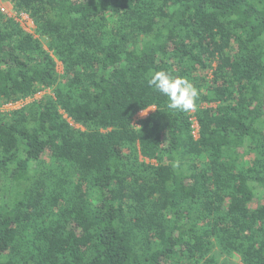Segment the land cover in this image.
<instances>
[{"label":"trees","instance_id":"1","mask_svg":"<svg viewBox=\"0 0 264 264\" xmlns=\"http://www.w3.org/2000/svg\"><path fill=\"white\" fill-rule=\"evenodd\" d=\"M5 1L0 264H264V0Z\"/></svg>","mask_w":264,"mask_h":264},{"label":"clouds","instance_id":"2","mask_svg":"<svg viewBox=\"0 0 264 264\" xmlns=\"http://www.w3.org/2000/svg\"><path fill=\"white\" fill-rule=\"evenodd\" d=\"M147 84L154 91L167 97V107L173 111H194L198 106L199 91L187 78L168 71H154Z\"/></svg>","mask_w":264,"mask_h":264},{"label":"rangeland","instance_id":"3","mask_svg":"<svg viewBox=\"0 0 264 264\" xmlns=\"http://www.w3.org/2000/svg\"><path fill=\"white\" fill-rule=\"evenodd\" d=\"M0 10L3 11L4 13H6V14H10V15L13 14L12 6L8 2H6L5 0H0ZM23 24L25 25L24 26V29L26 31H28V32H34V26L33 25H31V24L29 25L27 22L26 23H23ZM58 71L60 73L62 72V66H61L60 63H58ZM43 94H45V92L36 95V97L33 98V99H27V100H25V101H23L21 103H18L16 105H13L11 107L6 106V107H4L1 110L6 111V110H12V109H19V108L25 106L26 104L31 103L34 100L40 99L43 96ZM153 111H154V108H150V109H148V110H146L144 112H141L137 116L136 120H140V119H143V118L148 117V115H150L151 113H153Z\"/></svg>","mask_w":264,"mask_h":264},{"label":"built area","instance_id":"4","mask_svg":"<svg viewBox=\"0 0 264 264\" xmlns=\"http://www.w3.org/2000/svg\"><path fill=\"white\" fill-rule=\"evenodd\" d=\"M9 16H13V17H15V19L17 20V21H19L20 23H21V25H22V27L24 28V24L23 23H28L29 25L31 24V25H33V22H32V20L28 17V16H26L25 14H20V15H17V14H15V13H13V14H8ZM34 26V25H33ZM8 107H11V106H13V105H7ZM6 107V106H5ZM4 108V107H3Z\"/></svg>","mask_w":264,"mask_h":264}]
</instances>
